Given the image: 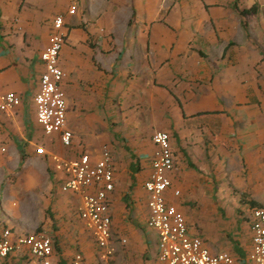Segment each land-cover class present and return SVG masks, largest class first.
<instances>
[{"label":"crops","instance_id":"0c3cea01","mask_svg":"<svg viewBox=\"0 0 264 264\" xmlns=\"http://www.w3.org/2000/svg\"><path fill=\"white\" fill-rule=\"evenodd\" d=\"M57 15L67 148L43 136L33 104ZM7 92L21 103L0 113V234L48 235L57 264L77 253L84 264H160L143 183L151 136L164 131L173 158L167 202L210 253L249 264V209L264 206V0H78L74 15L66 0H0V95ZM103 148L114 182L115 252L105 261L77 218L79 196L60 191L63 175L50 162V154L81 152L95 161ZM0 264L39 263L21 247Z\"/></svg>","mask_w":264,"mask_h":264},{"label":"built area","instance_id":"2783aa9c","mask_svg":"<svg viewBox=\"0 0 264 264\" xmlns=\"http://www.w3.org/2000/svg\"><path fill=\"white\" fill-rule=\"evenodd\" d=\"M67 1V14L74 15L78 0ZM64 17L57 15L52 21L51 33L47 36L40 54L43 71L40 74L38 90L33 97L36 124L43 136L58 138L63 148L72 144V133L66 128V97L63 89L65 72L60 68L59 54L65 43L63 32ZM21 103L15 92L0 95V113L11 111ZM154 151L150 173L143 183L147 193V216L145 227L157 236V258L160 264H233L234 259L226 252L212 254L198 236L188 234L185 218L177 208L167 202L165 192L170 187L173 158L169 135L155 131L151 136ZM4 151V148L0 149ZM37 153H45L39 145ZM50 162L55 172L63 175L60 186L62 193L76 194L80 198L77 218L87 230L95 244L101 261L108 260L115 250L112 246L111 216L108 196L113 191V162L106 148L95 161L87 153L81 152L74 159H64L50 154ZM178 195V192H174ZM249 229L251 250L249 264H264V206L250 207ZM126 240L121 239V244ZM28 250L39 264H57L53 260L51 237L43 233H31L13 238L11 228L0 234V261L19 248ZM68 264H84L81 254H74Z\"/></svg>","mask_w":264,"mask_h":264},{"label":"rangeland","instance_id":"374dc122","mask_svg":"<svg viewBox=\"0 0 264 264\" xmlns=\"http://www.w3.org/2000/svg\"><path fill=\"white\" fill-rule=\"evenodd\" d=\"M38 127H39V126H38ZM40 131H41V130H40ZM39 145H41V144H39ZM49 145H52V144H49ZM42 146L44 147V150H45L46 146H45V145H42ZM35 154H36V155H43V153H37V152H36V149H35ZM44 154H45V153H44Z\"/></svg>","mask_w":264,"mask_h":264}]
</instances>
